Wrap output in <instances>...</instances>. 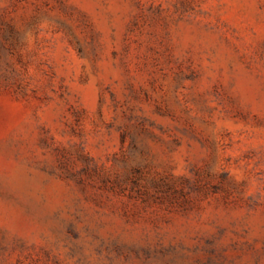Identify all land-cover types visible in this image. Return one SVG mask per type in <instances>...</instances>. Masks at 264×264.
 Returning a JSON list of instances; mask_svg holds the SVG:
<instances>
[{"label": "rangeland", "instance_id": "rangeland-1", "mask_svg": "<svg viewBox=\"0 0 264 264\" xmlns=\"http://www.w3.org/2000/svg\"><path fill=\"white\" fill-rule=\"evenodd\" d=\"M0 264H264V0H0Z\"/></svg>", "mask_w": 264, "mask_h": 264}]
</instances>
